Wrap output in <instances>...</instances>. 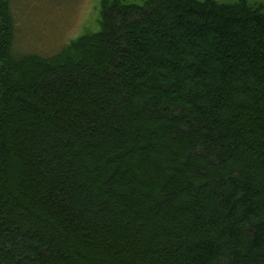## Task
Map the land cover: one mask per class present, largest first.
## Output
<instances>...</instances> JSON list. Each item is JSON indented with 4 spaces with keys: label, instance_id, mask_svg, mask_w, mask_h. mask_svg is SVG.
I'll use <instances>...</instances> for the list:
<instances>
[{
    "label": "trees",
    "instance_id": "16d2710c",
    "mask_svg": "<svg viewBox=\"0 0 264 264\" xmlns=\"http://www.w3.org/2000/svg\"><path fill=\"white\" fill-rule=\"evenodd\" d=\"M14 57L0 0V264H264V7L104 0Z\"/></svg>",
    "mask_w": 264,
    "mask_h": 264
},
{
    "label": "rangeland",
    "instance_id": "374dc122",
    "mask_svg": "<svg viewBox=\"0 0 264 264\" xmlns=\"http://www.w3.org/2000/svg\"><path fill=\"white\" fill-rule=\"evenodd\" d=\"M104 0H10L14 57H51L72 40L94 30ZM136 3L140 0H126Z\"/></svg>",
    "mask_w": 264,
    "mask_h": 264
},
{
    "label": "flooded vegetation",
    "instance_id": "af4514ba",
    "mask_svg": "<svg viewBox=\"0 0 264 264\" xmlns=\"http://www.w3.org/2000/svg\"><path fill=\"white\" fill-rule=\"evenodd\" d=\"M215 1H231V0H215ZM250 3H256L262 7H264V0H247Z\"/></svg>",
    "mask_w": 264,
    "mask_h": 264
}]
</instances>
